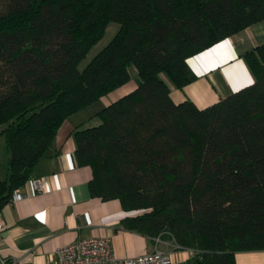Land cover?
<instances>
[{"label":"trees","instance_id":"obj_1","mask_svg":"<svg viewBox=\"0 0 264 264\" xmlns=\"http://www.w3.org/2000/svg\"><path fill=\"white\" fill-rule=\"evenodd\" d=\"M257 22L264 0H0V211L62 123L133 67L135 88L75 131L90 194L120 202L123 230L190 250L187 264L263 251L264 45L245 55L254 82L206 108L174 103L169 87L196 79L189 58ZM109 24L117 32L80 71Z\"/></svg>","mask_w":264,"mask_h":264},{"label":"crops","instance_id":"obj_2","mask_svg":"<svg viewBox=\"0 0 264 264\" xmlns=\"http://www.w3.org/2000/svg\"><path fill=\"white\" fill-rule=\"evenodd\" d=\"M262 45L264 23L257 22L189 58L187 64L196 79L181 90L170 85L172 101H190L203 109L251 85L254 76L245 55ZM122 88L102 97L104 101L85 121L77 117L78 112L68 117L31 178L40 180L44 191H34L31 180L27 181L21 189L22 198L2 208L0 264H45L58 248L92 237L106 238L118 259L158 250L169 255L170 264H187L191 251L178 247L172 239L156 242L123 230L121 221L130 213L122 209L118 200L93 197L89 191L90 167L78 166L74 160L75 131L97 126L99 119L95 115L135 86ZM90 117L93 119L88 120ZM5 152L4 159H0V180L7 169ZM235 264H264V250L236 253Z\"/></svg>","mask_w":264,"mask_h":264},{"label":"built area","instance_id":"obj_3","mask_svg":"<svg viewBox=\"0 0 264 264\" xmlns=\"http://www.w3.org/2000/svg\"><path fill=\"white\" fill-rule=\"evenodd\" d=\"M30 185L36 192L44 191L40 180L33 179ZM21 198V191L16 190L9 204ZM154 240L157 242L159 238ZM170 261L168 254L158 250L131 259H118L114 256L110 242L106 238L92 237L79 239L58 248L45 264H170Z\"/></svg>","mask_w":264,"mask_h":264},{"label":"rangeland","instance_id":"obj_4","mask_svg":"<svg viewBox=\"0 0 264 264\" xmlns=\"http://www.w3.org/2000/svg\"><path fill=\"white\" fill-rule=\"evenodd\" d=\"M117 30H118V25H115V24H109L106 27L102 39L90 49V51L87 53L85 58L79 63L78 69L80 71L83 70L85 68V66L91 61V59L110 42V40L113 38V36L117 32ZM129 71H130V75H131V80L123 88H125L127 86H128V88H130L132 85L135 86L136 71L133 67H130ZM101 101H104V100H98V101L94 102L90 107H88L86 109L84 108L85 110H81L82 112H78L77 117H80V119L82 121H85L86 117L89 116L96 109V107H98L97 105H98V103H101ZM92 119H93V117H90L88 120H92ZM3 128H4V126H3ZM1 131H2V126L0 127V133H1ZM0 138H2L1 139L2 144H0V159L2 157L4 159V157L6 156L5 151H7V149H5L6 148L5 138L1 134H0ZM2 146L4 147L5 150H2Z\"/></svg>","mask_w":264,"mask_h":264}]
</instances>
